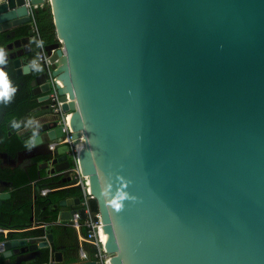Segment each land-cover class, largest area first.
I'll return each mask as SVG.
<instances>
[{
    "label": "water",
    "instance_id": "water-1",
    "mask_svg": "<svg viewBox=\"0 0 264 264\" xmlns=\"http://www.w3.org/2000/svg\"><path fill=\"white\" fill-rule=\"evenodd\" d=\"M27 1L51 8L56 41L43 50L111 264H264V0H0L3 50L25 41L7 42L31 22ZM8 56L31 72L29 56ZM44 115L7 126L25 119L28 151L63 175L70 145L50 148L65 133ZM92 200L61 199L39 242L1 231L0 256L53 249L55 222L93 214Z\"/></svg>",
    "mask_w": 264,
    "mask_h": 264
},
{
    "label": "crops",
    "instance_id": "crops-1",
    "mask_svg": "<svg viewBox=\"0 0 264 264\" xmlns=\"http://www.w3.org/2000/svg\"><path fill=\"white\" fill-rule=\"evenodd\" d=\"M28 29H31V24L18 28L16 31L21 33L14 35L7 42L23 36L28 39L29 44L31 40L34 41L36 49L39 50L40 41L24 33ZM22 44L23 42L12 49L5 47V57H3L5 63L0 65V70H3L7 75L9 86L15 89L10 100L0 101V194H9L0 204V232L5 234L7 229L15 230L16 232L10 234L9 237L24 239L25 241L22 243H25L22 245L26 246L30 242H39L45 238V233L40 230V226L44 222L56 221L59 210L52 204L49 205L46 198L50 197L52 200H56L61 189L56 187V175L47 174L45 169L40 166L44 156L38 151H28L25 138L22 137L25 132H28L23 125L26 120L23 119L18 126L13 128L7 126L14 117L22 118L28 111L29 100L34 102L35 97H38V94L33 93L27 79L33 74L17 73L13 67L12 59L8 56L12 51L20 52ZM33 59L29 58V62L35 65ZM43 115L39 114L32 119L41 120ZM44 116L51 119L53 113ZM64 213L68 214L65 210ZM54 232L56 240L53 249L48 246L26 249L21 252L18 247H14L10 256H0V264H72L76 258L71 257V252L65 248L67 240L62 226L58 222L54 224ZM0 237L2 238L1 234ZM57 259H61V261ZM89 259L92 258H86V260Z\"/></svg>",
    "mask_w": 264,
    "mask_h": 264
},
{
    "label": "built area",
    "instance_id": "built-area-1",
    "mask_svg": "<svg viewBox=\"0 0 264 264\" xmlns=\"http://www.w3.org/2000/svg\"><path fill=\"white\" fill-rule=\"evenodd\" d=\"M28 3V1H27ZM43 6L42 3L31 5L28 3L29 13L31 14V26L33 30V36L39 38L38 30L34 21V13L35 11ZM40 48L41 51L38 53L37 58L34 60L35 62L43 61L47 68V78L48 82L50 84L49 89V103L51 109L58 114L59 120L58 124L62 126L63 132L65 133L63 137H60L57 142H54L50 145L52 149H54L57 145H61L63 143H68L70 145L68 154L72 157L74 166L70 170V175L72 178L77 179V182L80 185V188L82 190L83 194V204H87L90 200L93 199V195L91 194L89 188H88V180L87 177L80 175L78 171V163H77V153H78V147L76 143L72 142V138L70 136V132H72V129L69 124V117L70 112L63 111L61 108V100L59 98V93L57 90V84L61 85V81L57 79L56 76L52 74V70L54 67H52L51 62L48 59V56L43 50V44L40 41ZM92 213L90 214V210L87 206L86 208V217L83 219L82 223H78L79 215L78 213H75L72 217L73 221L75 223V226L78 227L79 225H83L85 228V233L83 235V239L87 241L90 252H91V258L96 261V264H111V253L107 251V249L104 246V241L102 239L101 230L100 227H102L100 215L97 212V210L92 209ZM82 255H86L85 250L82 249Z\"/></svg>",
    "mask_w": 264,
    "mask_h": 264
},
{
    "label": "flooded vegetation",
    "instance_id": "flooded-vegetation-1",
    "mask_svg": "<svg viewBox=\"0 0 264 264\" xmlns=\"http://www.w3.org/2000/svg\"><path fill=\"white\" fill-rule=\"evenodd\" d=\"M31 29H32V26H31ZM24 33L25 34L27 33V36H33V30H32V33L31 34L28 33L27 31L24 32ZM35 39H37V40L40 41V39L37 38V37H35ZM27 40L28 39H25V41L23 42V44L20 45L21 46V48L19 47L20 50H21L20 52L23 53L24 55L29 56V58H34V56L36 54L38 55V53L40 52V46H39V50H38V49H36V46L34 44V41L31 40V43L29 44L27 42ZM37 50H38V52H37ZM34 60L35 59H33V61ZM35 63L36 64L34 66L32 65V67H31V72H29V73L33 74V76L27 78L29 80L30 84H31V80H33V78H36V77L38 79H44V77H45V80L48 82V78H46L47 68H46L45 63L43 61H38V62H35ZM42 63L44 64L43 66H42ZM42 74H44V75H42ZM47 76H48V74H47ZM49 89H50V87H49ZM43 95H47L48 97L45 98L44 100H40V101H38L37 100V97H35L36 100L34 102H32V100L31 101L29 100L28 111L25 114L30 113V117H32V115L34 113H36V112H38L40 110H43V109H46V108H50L51 109L50 103H49V90L46 91L45 93H42L41 95H38V96H43ZM51 111L53 113H55L52 109H51ZM55 114H57V113H55ZM36 116H34V117H36ZM53 117L56 118L57 123H58V120H59L58 114L55 115V116H53ZM59 138L55 142H57L59 140ZM36 151H38V150H36V148H35L31 152H36ZM68 158L70 160L69 171L66 172L63 175L62 174H57L55 176V178H56L55 179V182H57L56 187H59L61 189L60 191H62V192L60 193L59 197H57L56 200H52V198H50V197L49 198L48 197L46 198L47 201H49V205L52 204L58 210H60V204H59V202H60L61 199L68 198V197L78 196V195L72 194V193L64 194L68 190H70V188L73 189V187L78 186V184L76 183L77 182V179L72 178L71 175H70V170L73 168V164H72L73 163V160H72V157L69 154H68ZM62 177H69V180L63 181L62 180L63 179ZM53 187H55V186H53ZM80 199H81V203H82L83 197L82 198L80 197ZM47 201H44V202H47ZM90 206H91V203H90ZM84 218H81V217L78 218V221L77 222L81 224ZM58 222H59V225L62 226V231H63V233L65 235V239L67 240L66 243H65V248L68 249V251L71 252V254H72L71 257L76 258L75 260L82 259L84 261L86 260L87 257H90L91 258V252H90L89 245H88L87 241L83 239V235L85 233V228L83 227V225H79L78 227H76L74 222L70 223V222H68L66 220H59ZM81 243L84 244V245H80ZM82 249L85 250V252H86V255H84V256L82 255Z\"/></svg>",
    "mask_w": 264,
    "mask_h": 264
},
{
    "label": "trees",
    "instance_id": "trees-1",
    "mask_svg": "<svg viewBox=\"0 0 264 264\" xmlns=\"http://www.w3.org/2000/svg\"><path fill=\"white\" fill-rule=\"evenodd\" d=\"M34 21L38 30L39 39L42 44H48L56 41L55 25L52 19L51 8L48 2L38 8L34 13ZM74 166V163H72ZM62 191H59L61 193ZM76 194L79 197H83L82 190L79 186L70 188L66 193ZM28 203V202H27ZM91 207L96 210V202L92 200Z\"/></svg>",
    "mask_w": 264,
    "mask_h": 264
},
{
    "label": "clouds",
    "instance_id": "clouds-1",
    "mask_svg": "<svg viewBox=\"0 0 264 264\" xmlns=\"http://www.w3.org/2000/svg\"><path fill=\"white\" fill-rule=\"evenodd\" d=\"M4 50L0 48V65L5 63ZM34 66V64H33ZM15 92L14 88L9 86L7 75L3 70H0V101H8L11 99L12 93Z\"/></svg>",
    "mask_w": 264,
    "mask_h": 264
},
{
    "label": "bare ground",
    "instance_id": "bare-ground-1",
    "mask_svg": "<svg viewBox=\"0 0 264 264\" xmlns=\"http://www.w3.org/2000/svg\"><path fill=\"white\" fill-rule=\"evenodd\" d=\"M77 147H80V144H77ZM100 230H101V236H102V239L104 241V235H103V230H102V227H100ZM105 243V242H104ZM105 245V244H104Z\"/></svg>",
    "mask_w": 264,
    "mask_h": 264
},
{
    "label": "rangeland",
    "instance_id": "rangeland-1",
    "mask_svg": "<svg viewBox=\"0 0 264 264\" xmlns=\"http://www.w3.org/2000/svg\"><path fill=\"white\" fill-rule=\"evenodd\" d=\"M33 37V36H32ZM33 38H35V37H33ZM78 184V183H77ZM78 186L80 187V185L78 184Z\"/></svg>",
    "mask_w": 264,
    "mask_h": 264
}]
</instances>
